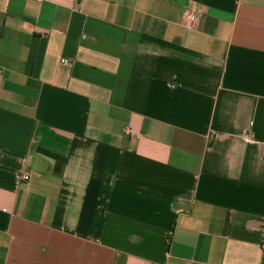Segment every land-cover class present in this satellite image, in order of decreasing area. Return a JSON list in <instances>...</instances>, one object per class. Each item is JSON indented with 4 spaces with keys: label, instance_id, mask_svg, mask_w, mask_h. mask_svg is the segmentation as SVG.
Masks as SVG:
<instances>
[{
    "label": "crops",
    "instance_id": "crops-1",
    "mask_svg": "<svg viewBox=\"0 0 264 264\" xmlns=\"http://www.w3.org/2000/svg\"><path fill=\"white\" fill-rule=\"evenodd\" d=\"M0 70V264H264V0H0Z\"/></svg>",
    "mask_w": 264,
    "mask_h": 264
},
{
    "label": "built area",
    "instance_id": "built-area-1",
    "mask_svg": "<svg viewBox=\"0 0 264 264\" xmlns=\"http://www.w3.org/2000/svg\"><path fill=\"white\" fill-rule=\"evenodd\" d=\"M195 11L196 12H201V9H202V5L201 4H195ZM2 74V70H0V75ZM24 179H29V175H24Z\"/></svg>",
    "mask_w": 264,
    "mask_h": 264
}]
</instances>
